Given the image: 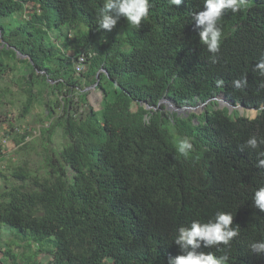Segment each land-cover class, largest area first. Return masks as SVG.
<instances>
[{"label":"trees","instance_id":"trees-1","mask_svg":"<svg viewBox=\"0 0 264 264\" xmlns=\"http://www.w3.org/2000/svg\"><path fill=\"white\" fill-rule=\"evenodd\" d=\"M1 1L0 75L14 70L3 54L23 57L29 95L19 118L36 104L44 113L38 168L24 157L7 175L0 164V228L39 245L51 240L45 264H167L183 254L174 243L179 227L226 212L240 235L224 251H197L226 252L228 264H264L249 248L264 240V212L252 201L264 186V169L255 167L256 151L240 150L250 137H264V77L255 72L264 55V0L224 14L215 64L191 19L203 0H183L179 8L149 0V18L139 29L122 17L111 32L96 23L104 0ZM28 7L34 13L25 17ZM7 18L20 23L7 28ZM81 56L86 67L77 75ZM245 75L248 86L235 89L232 81ZM218 80L225 85L216 87ZM93 90L103 92L100 119L89 103ZM220 95L256 110V117H233L208 105L202 115L188 117L158 107L166 100L179 109L196 107ZM57 129L66 140L62 148L54 143ZM30 136L13 138L18 155L37 150ZM177 137L194 145L187 159L176 151ZM5 253L11 256L9 248Z\"/></svg>","mask_w":264,"mask_h":264},{"label":"clouds","instance_id":"clouds-1","mask_svg":"<svg viewBox=\"0 0 264 264\" xmlns=\"http://www.w3.org/2000/svg\"><path fill=\"white\" fill-rule=\"evenodd\" d=\"M167 3L170 8H179L183 0H167ZM251 3L252 0H203V10L191 13V19L194 21L196 28L199 29L200 44L205 46L207 51L212 54L210 63L215 64L218 62L217 56L220 53L224 36L220 26L224 14L228 11L233 14L246 11ZM150 7L149 0H104L103 6L98 10L96 23L99 25V30L111 32L123 17L130 26L139 29L142 22L148 20ZM255 72L260 77H264V55L256 63ZM224 85V80L216 81V87L219 88ZM232 85L235 89L246 88L248 86L247 75L232 81ZM94 88L91 87L87 90ZM259 88L264 89V80L260 82ZM218 97H223V95ZM224 100L227 101L225 97ZM229 104L231 103L229 102ZM237 106L242 105L237 104ZM242 108L244 107L242 106ZM260 110H264V105L261 106ZM175 144L178 154L186 159L195 150L189 137H177L175 138ZM262 145H264V137L258 139L256 136H252L244 145L240 146L241 151L245 149L256 151L257 162L255 167L257 169H264V150H260ZM259 174L264 175V171ZM252 201L255 208L264 212V186L255 190ZM233 221L234 217L231 213L217 212L215 218L206 223L193 220L190 226L179 227L174 243L179 245L183 254L175 258H169L167 264H228L230 257L226 252L217 256L214 253L205 254L197 250L202 246L204 248L214 247L219 251L229 248L233 240L240 235V228L239 226H233ZM220 246H223V248ZM249 248L251 254L264 256V240L250 242Z\"/></svg>","mask_w":264,"mask_h":264},{"label":"rangeland","instance_id":"rangeland-1","mask_svg":"<svg viewBox=\"0 0 264 264\" xmlns=\"http://www.w3.org/2000/svg\"><path fill=\"white\" fill-rule=\"evenodd\" d=\"M2 5L3 1L0 0V15L2 13ZM33 13V9L28 7L24 15L25 17H28ZM3 23L7 28L13 29L14 27L18 26L20 21H18L16 18H7L3 20ZM57 34V32H52V38L55 39ZM122 36L123 34L119 32L118 37L122 38ZM62 41L63 38L60 39V43H62ZM1 48L2 46H0V49ZM3 57L7 59L6 63H9L10 66L12 65L14 67L15 63L18 62V66L14 67L15 69L13 71H8L3 73V75H0V164L2 167L5 166L3 168V172L9 175L10 170H7V168L10 167V169H12V167L20 165L24 157L31 159L28 160V163L32 170H35L38 168V165H40L41 146H39V144L41 143V124L39 122V117L41 118L43 115L44 107L36 104L32 110V113L26 119L23 120L19 118L22 106L28 99L29 95V93H27L28 89L24 82V79H27L28 65L26 62H24V58L19 55H17V62H15V60L8 59L9 57L6 53L3 54ZM5 67L9 68L6 64ZM104 86L109 92L112 91L111 83H106ZM92 95L93 102L91 98V102L89 101V103H91L96 108L100 119L103 92L101 90H93ZM220 98L221 97H218L216 101L213 100L208 104V106H210V108H215V110H222L226 108L229 110V114L234 112L233 117L242 116L250 119L256 117L255 110L244 109L242 107H238L237 105L234 106L232 103L228 104L224 99L222 100ZM162 104L166 105L165 111L177 113L179 116L187 115V117L192 114H197L200 116L206 111L208 107L198 105L194 110H184L178 112L177 110L171 109L170 105L164 102ZM26 131L31 132V136L29 139H27V142L32 143V145H35L36 141L38 142L36 148L37 150L29 151L25 149L21 152V154L18 155L16 144L13 138L17 134H24ZM54 143L57 148H62L65 145L66 140L63 137L61 129L56 130ZM3 183L4 182L0 180V187L3 186ZM41 244L42 245L34 243L30 237L23 238L21 234L15 229L2 227L0 228V261H7L6 264H12V261L15 259V262L18 264H45L51 260L52 255L49 253V251L54 249V247L51 240H46ZM7 248H9L11 256H8L5 253ZM12 257L14 258L13 260Z\"/></svg>","mask_w":264,"mask_h":264},{"label":"water","instance_id":"water-1","mask_svg":"<svg viewBox=\"0 0 264 264\" xmlns=\"http://www.w3.org/2000/svg\"><path fill=\"white\" fill-rule=\"evenodd\" d=\"M216 100V99H215ZM166 103V104H168V105H170L171 106V109H173V110H177L178 112L179 111H184V110H194V109H196L197 108V106L196 107H186V108H182V109H179L171 100H168V101H161L160 102V104L158 105V107L162 104V103ZM211 101H207L206 103H204L203 104V106H206L208 103H210ZM227 102V101H226ZM228 104H229V102H228ZM240 107H242V106H240Z\"/></svg>","mask_w":264,"mask_h":264},{"label":"built area","instance_id":"built-area-1","mask_svg":"<svg viewBox=\"0 0 264 264\" xmlns=\"http://www.w3.org/2000/svg\"><path fill=\"white\" fill-rule=\"evenodd\" d=\"M78 62L79 63L77 64V67H76L77 75L81 74L85 70V67H86L85 57L84 56H81V58L78 60Z\"/></svg>","mask_w":264,"mask_h":264},{"label":"crops","instance_id":"crops-1","mask_svg":"<svg viewBox=\"0 0 264 264\" xmlns=\"http://www.w3.org/2000/svg\"><path fill=\"white\" fill-rule=\"evenodd\" d=\"M15 62H17L16 60H15ZM10 66V65H9ZM18 66V62L17 63H15V66L14 67H17ZM12 65L10 66V68H12V69H15Z\"/></svg>","mask_w":264,"mask_h":264},{"label":"bare ground","instance_id":"bare-ground-1","mask_svg":"<svg viewBox=\"0 0 264 264\" xmlns=\"http://www.w3.org/2000/svg\"><path fill=\"white\" fill-rule=\"evenodd\" d=\"M223 100V99H222Z\"/></svg>","mask_w":264,"mask_h":264}]
</instances>
